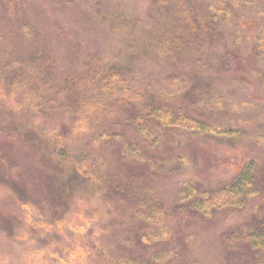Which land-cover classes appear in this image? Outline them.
I'll return each mask as SVG.
<instances>
[{
  "label": "rangeland",
  "instance_id": "rangeland-1",
  "mask_svg": "<svg viewBox=\"0 0 264 264\" xmlns=\"http://www.w3.org/2000/svg\"><path fill=\"white\" fill-rule=\"evenodd\" d=\"M105 1L0 0V71L12 63L8 58L14 52L20 50L23 53L27 49L43 46L58 79H77V84H87L88 91L93 90L94 86L92 79L87 78L85 69L94 58H108L110 63L125 67L136 79L134 83L129 79L131 90L148 81L153 91L164 98L176 91L170 82L162 81L163 75L191 69L176 64L174 59L166 60L162 56L163 52L156 47L132 45L130 39L121 41L113 35L92 16L94 4H103ZM210 2L217 3L218 0H111L103 7L125 3L142 20L158 23L161 29L182 23L185 14H190L189 11L198 14ZM260 2L262 0H231L232 19L229 27L224 26V31L249 42L241 55L225 54L221 57V67L227 69L226 75H221V92L238 102L253 99L261 103V114L264 116V87L249 73L253 67L264 72V14ZM247 20L254 23L242 27V22ZM25 24L28 29L23 32L21 26ZM232 29L236 32H232ZM202 55L206 60L212 59L206 53ZM206 74L200 76L188 71L181 75L194 82L196 76L209 79ZM95 79L98 82L102 77L97 75ZM204 80L200 82H206ZM214 83L218 84V80H214ZM3 85L0 80V120H5L1 113H8V118H12L14 123L11 126L16 130L22 129L23 133L6 134L0 131V148L19 168L12 179L13 173L7 174L9 178L0 173V264H150L146 262L151 253L148 249L150 246H143L136 241V227L134 223H129L130 211L128 217L124 216L126 211L117 210L112 201L109 202L103 193L97 192L95 186L80 188L75 185L77 180L72 181L67 202L62 199V188L57 187V181L61 178L57 172L59 167L66 174L74 167H89L96 162L95 157L103 149L115 155L117 162L114 166L116 164L120 171H125L126 163L119 156L132 158L136 155L135 146L148 150L145 138L125 128L121 130L120 136L107 144L95 141L93 115L74 128L72 125L77 117H68L65 107L38 113L29 119L30 103L21 94V85L18 90L15 87L9 89L14 92L13 95L5 93ZM114 85L95 94L96 104L100 106V117H109L110 109L117 115L118 106L115 103L129 100V87ZM254 121H258L257 117ZM99 123L100 119L97 120ZM185 126L188 131H185L184 147L194 145L201 150L200 179L207 190L217 197L250 164L256 192L247 194L245 190H252V187H242L243 190L237 196H228L223 204L217 198L207 217L191 219L175 215L168 218L169 240L153 247L163 250L175 248L182 257L196 254L199 264H225L220 246L223 229L248 216L251 203L256 200L264 202V147L249 136L240 140L224 134L200 137L207 132L206 129L189 120ZM52 134L57 137L55 145L60 155H53L59 156V167H56V163L43 162L51 149L34 142L35 137L47 140ZM205 135L209 136L208 133ZM41 157L45 160H41ZM72 177L75 179L77 176ZM177 181L172 176L150 178L155 195L167 206L177 202ZM233 197L241 208L231 213L226 204ZM58 207L63 209L61 220L65 224L60 230L56 226L48 232L28 223L40 219L42 214L51 220L59 218ZM124 217L126 225L123 224ZM133 236L134 240L130 242ZM187 236L189 241H186ZM93 243L104 244L106 249H111L118 262L114 263L107 251V257L95 259L88 249ZM183 262L184 259L181 264ZM163 264L180 263L174 259Z\"/></svg>",
  "mask_w": 264,
  "mask_h": 264
},
{
  "label": "trees",
  "instance_id": "trees-1",
  "mask_svg": "<svg viewBox=\"0 0 264 264\" xmlns=\"http://www.w3.org/2000/svg\"><path fill=\"white\" fill-rule=\"evenodd\" d=\"M109 2L111 0H106L103 4L95 3L92 14L108 31L118 36L121 41L130 39L132 45L156 47L163 52L162 56L166 60L174 59L176 64L191 69L163 75L162 81L170 82L176 91L164 98L153 91L148 81L131 90L129 85L134 83L135 76L129 74L125 67L110 63L108 58H94L88 62L85 73L90 75H87V78L92 79L94 86L93 90L88 91L87 84H77V79H58L50 56L43 46L27 49L23 53L18 50L9 56L8 60L12 63L0 71V80L4 83L2 89L5 93L13 95L14 92L9 89L15 87L18 90L21 85V94L25 95V101L30 103L29 119L38 113L65 107L66 112L70 114H67L68 117H77L72 125L76 128L78 123L88 121L87 118L93 115L96 130L94 139L103 144L120 136L121 130L125 128L141 134L147 141L148 150L135 146L136 155L132 158L119 156L126 163L125 171H120L116 164L114 166L117 162L116 156L103 149L91 166L74 167L66 174L57 163L59 156L53 155H60L59 148L55 145L57 137L53 134L47 140L35 137L34 142L51 149V153L45 156L46 161L43 162L58 165L57 172L61 178L57 181V187L62 188L63 200L67 202L72 181L77 180L75 185L80 188L95 186L97 192L103 193L109 202L112 201L117 210L126 211L124 216L128 217L129 211L131 212L129 223H134L136 227V241L143 246H150L148 249L151 253L146 262L163 264L176 259L181 264L184 259L183 264H199V256L196 254L182 257L175 248L163 250L153 246H159L169 240L170 234L166 225L168 218L175 215L191 219L207 217L217 198L223 204L228 196H237L243 188L252 187V190H245L247 194L256 192L252 167L248 164V168L215 197L211 190L203 186L200 179L201 150L194 145L184 147L183 141L186 138L185 131H188L185 123L189 120L206 129L205 134L208 133L209 136L203 134L200 137L224 134L240 140L249 136L256 144L264 147V116L261 114L263 105L253 99L238 102L221 92V75H226L227 71L221 67V57L225 54L241 55L242 49L247 47L249 41L224 31V26L229 27L232 19L231 0L210 2L198 14H192L190 11V14H185L182 23L161 29L158 23L142 20L134 10L126 7L125 3H117L110 8L103 7ZM260 4L264 14V0ZM247 23L254 22L243 21L242 27L245 28ZM21 29L26 32L28 26L25 24ZM232 32L236 30L232 29ZM202 53L210 55L212 59L206 60ZM113 64L114 66H111ZM188 71L200 76L208 72L206 75L211 80L196 76L193 78L194 82H190L181 75ZM249 73L264 87L263 71L253 67ZM97 75H101V81L96 82ZM200 80L206 82L202 83ZM214 80H218V84L214 83ZM212 82L215 85L211 84ZM114 84L129 87V100L115 103L118 106L117 115L110 109L109 117H100V106L96 104L95 94L97 91L101 93L100 90L109 86H115ZM37 110L39 112L35 113ZM1 116L5 118L3 122L0 120L1 132L22 135V129L16 130L11 126L14 123L12 118H8V113H1ZM255 117L258 121H254ZM99 119L100 123L97 124ZM41 160L45 159L41 157ZM18 171L17 164L0 148V173L6 174L8 178L7 174L13 173L10 177L12 179ZM73 175L77 177L74 179ZM165 176L178 180V199L172 206H167L155 195L150 182L152 177ZM234 197L226 204L231 213L241 208L240 203L233 200ZM57 211L60 212L59 218L51 220L42 214L40 219L28 223L48 232L56 226L60 230L65 226L61 220L63 209L58 207ZM248 214L239 223L225 227L220 234L222 260L225 264H264V202L256 200L251 203ZM126 217L123 219L125 225ZM189 239L187 236L186 241ZM133 240L134 236L130 242ZM88 249L95 259L107 257V251L109 258L112 257L114 263L118 262L111 249H106L104 244L93 243Z\"/></svg>",
  "mask_w": 264,
  "mask_h": 264
}]
</instances>
